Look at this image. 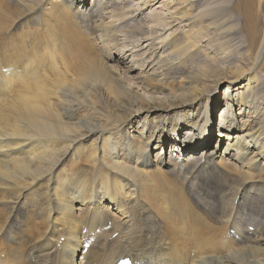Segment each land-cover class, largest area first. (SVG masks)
<instances>
[{
  "label": "bare ground",
  "instance_id": "bare-ground-1",
  "mask_svg": "<svg viewBox=\"0 0 264 264\" xmlns=\"http://www.w3.org/2000/svg\"><path fill=\"white\" fill-rule=\"evenodd\" d=\"M124 257L264 264V0H0V264Z\"/></svg>",
  "mask_w": 264,
  "mask_h": 264
},
{
  "label": "rangeland",
  "instance_id": "rangeland-1",
  "mask_svg": "<svg viewBox=\"0 0 264 264\" xmlns=\"http://www.w3.org/2000/svg\"><path fill=\"white\" fill-rule=\"evenodd\" d=\"M106 1V0H105ZM118 1V0H117ZM160 1H162V0H160ZM103 2H104V0H103ZM121 42H125V41H118V43L117 44H119V43H121ZM125 43H128V42H125ZM224 88H225V86H222L221 87V89H220V91H219V98H221V97H223L224 96V92H225V90H224ZM225 107H226V105H225V102L224 103H222V104H219L217 107H216V109L214 110V112H215V115L213 116V119L210 121V122H208V126L209 127H211V132L210 133H212L213 131H214V129H212V126H213V122L216 120V118H215V116L219 119L220 117H218V115H219V113L220 112H222L224 109H225ZM219 112H218V111ZM217 112V113H216ZM214 114V113H213ZM215 118V119H214ZM229 122H227L226 124H228V125H231V123H232V121H235V119H229L228 120ZM215 131H216V129H215ZM214 133V132H213ZM214 138H219V136L218 135H216V132H215V135H214ZM169 148H170V146H168V148H167V150H166V154H168V150H169ZM170 152H172V151H170ZM197 176H199V175H197ZM198 178V177H197ZM199 178H201L200 176H199ZM213 189V188H212ZM211 190V189H210ZM258 210H256L254 213H256Z\"/></svg>",
  "mask_w": 264,
  "mask_h": 264
}]
</instances>
